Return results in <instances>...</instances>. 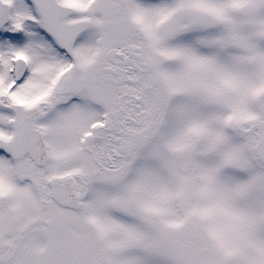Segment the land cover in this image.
Masks as SVG:
<instances>
[{
    "label": "snow or ice",
    "instance_id": "obj_1",
    "mask_svg": "<svg viewBox=\"0 0 264 264\" xmlns=\"http://www.w3.org/2000/svg\"><path fill=\"white\" fill-rule=\"evenodd\" d=\"M0 264H264V0H0Z\"/></svg>",
    "mask_w": 264,
    "mask_h": 264
}]
</instances>
